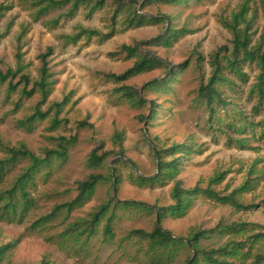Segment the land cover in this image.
<instances>
[{
	"label": "rangeland",
	"instance_id": "1",
	"mask_svg": "<svg viewBox=\"0 0 264 264\" xmlns=\"http://www.w3.org/2000/svg\"><path fill=\"white\" fill-rule=\"evenodd\" d=\"M134 1L140 13L169 15L168 26L158 23L127 29L119 17L116 35L109 40L102 41L97 36L90 38L86 34L76 38L83 30H97L104 34L111 31L112 0H106V6L92 16H88L89 9L83 6L73 16L68 15L71 3L41 15V6L36 5L35 0H0V72L16 70L17 54H20L24 73L35 80L41 67L39 56L49 48L53 50L48 59L53 92L45 104L39 105V109L47 113L45 120L36 122L31 130L20 126L19 122L34 112L40 101L39 95L25 99L17 109L14 101L19 98V93L8 98L6 89H0V162L9 157L5 151L7 146L25 145L36 156L44 157L46 150L57 148L55 139L59 136L75 138L66 160H54L37 174L35 185L30 188L34 205L24 221L9 223L0 220V246L15 243L1 264H38L44 259L49 264H145V244L126 239L131 230L151 231L156 225L157 215L143 209H120L114 226V240L105 242L100 234L81 252L62 251L29 228L35 220L50 213L55 205L73 199L77 182L91 174L107 176L108 166H113L120 158L133 162L136 167H131L136 174L155 175L158 171L155 145L163 148L174 144L188 146L178 175L184 189L206 188L212 177L225 173L224 181L213 189L227 195L247 180L258 178L252 190L241 198L244 204L257 205L256 208L237 210L201 196L185 217H166L160 223L161 228L185 241L193 230H209L220 224L246 222L256 224L260 226L259 231H264V139L260 138L258 125L264 118V111L258 115L254 108L258 99L250 94L259 73L258 67L255 64L245 66L246 83L227 74L231 84L221 87L230 103L229 118L223 122L229 120L237 128L210 121L208 109L198 98L199 86L207 84L211 76V55L223 46H231L232 37L221 21L230 19L244 0H192L184 5L151 3L147 6L143 5L145 0ZM251 8L249 16L255 17L252 46L264 50V14L260 0H252ZM169 26L176 30L185 29L186 34L169 48L142 47L163 59L167 67L124 83L140 90L147 100L157 104V114L149 119L152 105L131 106L116 92L121 85L104 74H121L134 62L122 56L111 57V52L123 44L134 45L160 36ZM174 69L176 79L169 89L144 90L148 82L166 79L167 73ZM18 80L19 77L15 78L14 83ZM66 97L68 102L60 113L49 110L52 103L62 102ZM55 116L60 124L53 129L51 122ZM242 119L253 125L255 134L251 130L239 132ZM118 133L123 136L122 144L116 139ZM230 138H246L250 147L240 149L235 143L230 145ZM121 149L124 157L120 154ZM93 150L99 155L107 153L102 167L90 165ZM28 165V160L21 159L6 168L0 179V192L9 188ZM120 166L123 180L116 190L108 182L99 184L90 202L70 215L61 214L46 227L45 234H55L74 219L87 217L110 196L151 207H167L174 203L171 195L173 182L164 187H138L127 179L129 168ZM228 240V236H216L202 245L218 248ZM257 248L264 252V239ZM193 256L192 248H184L171 264H190Z\"/></svg>",
	"mask_w": 264,
	"mask_h": 264
},
{
	"label": "trees",
	"instance_id": "2",
	"mask_svg": "<svg viewBox=\"0 0 264 264\" xmlns=\"http://www.w3.org/2000/svg\"><path fill=\"white\" fill-rule=\"evenodd\" d=\"M36 5L41 6L39 14H46L52 9L62 8L71 3L69 10L70 16H73L80 7L89 9L88 16L102 10L106 6V0H35ZM192 0H145L144 6L151 3H163L167 5H184ZM252 0H244L237 11L234 12L230 19H222V26L230 33L231 46H223L214 52L210 57L211 76L207 84H201L198 88L199 101L208 109V119L223 125L229 118L230 103L224 97L221 87L230 85L231 80L228 75H234L240 81L246 83L248 76L244 72L247 65H256L259 73L256 82L252 85L250 94L255 95L258 99L254 107L258 115L264 111L262 102L264 100V50L260 46H252V30L254 25V16L250 17L252 12ZM114 11L111 16L112 29L104 34L97 30H83L76 38L82 34L100 37L102 41L109 40L116 35L117 20L121 17L122 24L127 29H137L144 26L158 23L169 24L171 18L166 14L148 15L140 13L135 6L134 0H112ZM260 9L264 14V0H260ZM143 10V9H141ZM186 34L185 29L176 30L167 27L165 33L148 41L137 42L134 45L123 44L109 56H122L124 59L133 60L130 68L121 74H104L106 78L115 84L121 85L116 88L119 96L133 107L142 108L152 105L149 119H153L157 114L158 106L153 100H147L140 90L124 85L125 82L140 75L150 73L167 67L166 62L160 57L149 51L143 50V46H163L172 47ZM53 50L49 48L45 53L39 56L41 67L39 77L32 80L28 74L24 73V66L21 62V55L17 54L18 67L16 70H8L6 73L0 72V89H6L7 97L19 93V98L14 101L15 108H19L25 99H30L39 95L40 101L34 112L19 122V125L31 130L38 121L45 120L47 113L39 109V105L45 104L53 92L52 75L49 72V57ZM177 71H169L167 78L163 80H153L148 82L144 90H167L172 82L176 79ZM19 77L17 83L14 79ZM31 88L29 89V86ZM69 98H64L62 102H54L49 110H55L56 114L60 113L67 104ZM224 118V119H223ZM239 129L240 133L252 131L255 134V128L248 120H241ZM228 122V123H227ZM224 125L228 128L235 129L237 126L227 121ZM52 128L60 124V120L55 116L52 120ZM260 138L264 139V118L259 122ZM255 137V136H254ZM116 139L122 144V134H117ZM57 148L45 151L44 157L36 156L25 145L19 147H5L8 158L0 162V179L4 176L6 168L15 165L19 160H28L29 165L19 174L12 182L9 188L0 192V220L9 223H22L28 216L34 205V199L30 194V188L35 185L37 174L42 167L49 166L54 160H66L71 145L74 143V137L59 136L55 139ZM235 143L240 149H248L250 146L246 138L232 139L230 145ZM122 147V145H120ZM155 154L158 159V171L155 175L145 177L136 174L132 167L136 165L128 160L120 158L114 162L113 166H108L109 173L107 176L102 174H91L85 180L76 184V195L68 202L55 205L50 213L41 216L30 226V230L37 231L44 239L59 247L60 250H72L81 252L88 247L90 241L101 234L105 242H111L115 238L114 226L118 219V211L122 208H139L151 214H156L161 223L166 217L176 219L183 218L194 206L195 201L204 196L205 198L223 205H229L237 210H247L256 208L257 205H246L241 198L252 190L257 177L247 180L239 188L227 195H223L213 189V186L221 184L225 179V173H218L209 181V186L201 188L196 186L192 189H184L181 181L178 180L180 167L184 153L189 151L188 146L183 144H174L169 148L155 145ZM121 156L124 157L123 149ZM107 153L99 155L97 150H93L89 157V163L93 167H102L105 163ZM177 155H180L177 157ZM120 165L129 168L127 179L135 186L156 188L164 187L173 182L172 198L174 203L167 207H151L140 202L119 201L114 196H110L107 202L100 205L95 211L87 217L77 218L67 223L62 230L55 234L46 235L45 230L48 225L54 222L61 214L70 215L74 211L84 207L94 197L99 184L108 182L114 189L122 183L123 176L120 172ZM264 205V200L262 202ZM256 224L246 222H236L229 225H218L209 230L196 229L190 233L185 241L183 238L173 236V234L156 225L151 231L131 230L128 232L126 239L135 240L145 244L144 263L145 264H171L179 256L184 248H192L194 256L190 264H264V252L257 248V244L264 239V231H259ZM262 228V227H261ZM164 231V233L162 232ZM216 236H228L224 245L218 248L205 247L202 242L210 240ZM242 237V240H235ZM15 247V243H9L0 246V264L6 254ZM38 264H49L44 259Z\"/></svg>",
	"mask_w": 264,
	"mask_h": 264
},
{
	"label": "water",
	"instance_id": "3",
	"mask_svg": "<svg viewBox=\"0 0 264 264\" xmlns=\"http://www.w3.org/2000/svg\"><path fill=\"white\" fill-rule=\"evenodd\" d=\"M156 227H157V229H159L160 230V222H159V220L157 219V221H156ZM163 233H164V231H162Z\"/></svg>",
	"mask_w": 264,
	"mask_h": 264
}]
</instances>
